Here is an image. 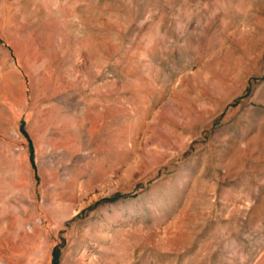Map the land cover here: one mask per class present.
<instances>
[{"label": "rangeland", "instance_id": "1", "mask_svg": "<svg viewBox=\"0 0 264 264\" xmlns=\"http://www.w3.org/2000/svg\"><path fill=\"white\" fill-rule=\"evenodd\" d=\"M0 264H264V0H0Z\"/></svg>", "mask_w": 264, "mask_h": 264}, {"label": "trees", "instance_id": "2", "mask_svg": "<svg viewBox=\"0 0 264 264\" xmlns=\"http://www.w3.org/2000/svg\"><path fill=\"white\" fill-rule=\"evenodd\" d=\"M33 150H32V148L30 149V156H31V160L33 159V152H32Z\"/></svg>", "mask_w": 264, "mask_h": 264}]
</instances>
